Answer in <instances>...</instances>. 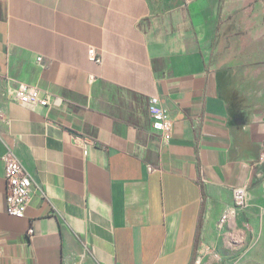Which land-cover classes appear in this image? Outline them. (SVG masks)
Returning a JSON list of instances; mask_svg holds the SVG:
<instances>
[{"label": "crops", "instance_id": "crops-1", "mask_svg": "<svg viewBox=\"0 0 264 264\" xmlns=\"http://www.w3.org/2000/svg\"><path fill=\"white\" fill-rule=\"evenodd\" d=\"M9 149L34 180L22 218ZM263 153L264 0H0V264L254 263L263 241L219 222L243 186L236 227L258 230Z\"/></svg>", "mask_w": 264, "mask_h": 264}, {"label": "built area", "instance_id": "built-area-1", "mask_svg": "<svg viewBox=\"0 0 264 264\" xmlns=\"http://www.w3.org/2000/svg\"><path fill=\"white\" fill-rule=\"evenodd\" d=\"M88 58L92 62L100 65L103 63L102 51L95 47L89 46ZM38 61L42 62L43 57L39 56ZM18 95L21 102L25 104H41L49 107L55 98L51 94H42V92L33 86L21 84L18 89ZM151 117L153 129L160 134L162 139L167 142L173 134L172 121L168 112L162 107L161 99L154 96L150 99ZM264 158V153L262 154ZM5 165V179L7 185V210L12 216L22 218L32 200L34 193V180L27 171L17 154L9 149L3 156ZM248 194L243 186H237L233 191V204L222 214L219 224L224 226L226 218L235 219L239 211L247 206ZM30 234H34V229H29ZM197 258L196 263H198Z\"/></svg>", "mask_w": 264, "mask_h": 264}, {"label": "rangeland", "instance_id": "rangeland-1", "mask_svg": "<svg viewBox=\"0 0 264 264\" xmlns=\"http://www.w3.org/2000/svg\"><path fill=\"white\" fill-rule=\"evenodd\" d=\"M245 214V213H244ZM238 216V215H237ZM243 224L241 226V230H238V227H236L237 217L231 221H229L224 226H228L226 238L231 242V244H240L246 241L247 239H258L263 246H258V257L257 261L251 264H264V216L259 215L258 217V230L255 231L253 225H250L249 217L246 215L243 219ZM227 222V221H226ZM263 225V226H262ZM234 229H236L234 231ZM245 249V247H241ZM227 249H233L232 247H229ZM261 254V255H260ZM199 262V261H198ZM202 264V263H200ZM213 264H234V263H226V262H215Z\"/></svg>", "mask_w": 264, "mask_h": 264}, {"label": "bare ground", "instance_id": "bare-ground-1", "mask_svg": "<svg viewBox=\"0 0 264 264\" xmlns=\"http://www.w3.org/2000/svg\"><path fill=\"white\" fill-rule=\"evenodd\" d=\"M228 218H226V220H227Z\"/></svg>", "mask_w": 264, "mask_h": 264}]
</instances>
